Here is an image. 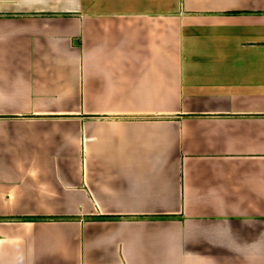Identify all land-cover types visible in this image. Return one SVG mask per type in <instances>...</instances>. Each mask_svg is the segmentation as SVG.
Returning <instances> with one entry per match:
<instances>
[{"label":"crops","instance_id":"obj_1","mask_svg":"<svg viewBox=\"0 0 264 264\" xmlns=\"http://www.w3.org/2000/svg\"><path fill=\"white\" fill-rule=\"evenodd\" d=\"M0 264H264V0H0Z\"/></svg>","mask_w":264,"mask_h":264}]
</instances>
